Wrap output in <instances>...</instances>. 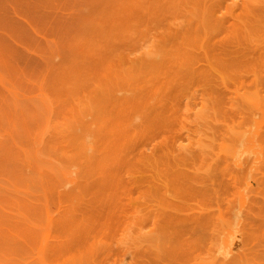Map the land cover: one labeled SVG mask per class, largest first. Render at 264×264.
<instances>
[{
    "label": "rangeland",
    "instance_id": "374dc122",
    "mask_svg": "<svg viewBox=\"0 0 264 264\" xmlns=\"http://www.w3.org/2000/svg\"><path fill=\"white\" fill-rule=\"evenodd\" d=\"M243 4L0 0V264L182 263L153 253L164 234L145 193L159 179L135 159L151 152L143 129L99 192L89 152L100 136L87 124L106 113L96 86L109 81L119 94L137 91L165 110L172 140L187 149L196 115H206L215 100L229 107L236 91L232 79L215 89L206 84L205 52L222 56L218 44H264L261 36L229 33L232 19L252 16ZM256 16L264 19V11ZM187 36L215 45L177 48ZM151 71L163 76L152 79ZM159 86L163 94L154 91ZM194 199L181 196L178 212L195 213ZM165 245L162 239L159 247Z\"/></svg>",
    "mask_w": 264,
    "mask_h": 264
},
{
    "label": "bare ground",
    "instance_id": "6f19581e",
    "mask_svg": "<svg viewBox=\"0 0 264 264\" xmlns=\"http://www.w3.org/2000/svg\"><path fill=\"white\" fill-rule=\"evenodd\" d=\"M137 7L146 8L141 3ZM244 10L252 16L245 21L232 19L229 33L261 36L264 41V19L256 16L264 11V4L244 0ZM187 38L176 47L207 50L215 45ZM218 46L222 56L212 53L209 57L205 52L211 72L203 74L204 81L215 89L217 82L232 79L236 91L229 107H221L215 100L206 115H196L191 128L195 139L189 140L187 149L172 140L165 110L147 105L137 91L119 94L109 81L96 86L106 113L87 124L100 136L90 147L91 176H99L96 191H105L103 176L115 173V165L126 157L125 148L142 128L143 142L150 145L151 152L143 149L135 159L150 166L159 179L157 186L151 182L145 192L151 207H156L155 218L164 234L156 240L154 255L178 263L180 259L181 264H264V44ZM179 74L175 72L174 77ZM160 76L163 74L150 72L152 79ZM163 89L159 86L154 91L163 94ZM108 106L117 115L113 117ZM157 129L163 131L161 138L154 132ZM205 130L211 131L209 139L203 136ZM152 137L157 140L154 144ZM183 195L195 198V213L178 212ZM101 203L109 204L107 199ZM162 239L166 245L159 247Z\"/></svg>",
    "mask_w": 264,
    "mask_h": 264
}]
</instances>
